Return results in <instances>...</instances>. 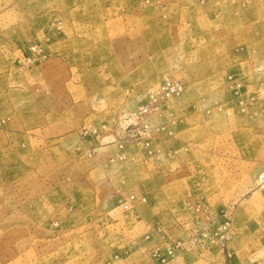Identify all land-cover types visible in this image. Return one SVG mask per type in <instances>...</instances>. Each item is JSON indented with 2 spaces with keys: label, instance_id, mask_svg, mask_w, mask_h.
Masks as SVG:
<instances>
[{
  "label": "rangeland",
  "instance_id": "obj_1",
  "mask_svg": "<svg viewBox=\"0 0 264 264\" xmlns=\"http://www.w3.org/2000/svg\"><path fill=\"white\" fill-rule=\"evenodd\" d=\"M0 264H264V0H0Z\"/></svg>",
  "mask_w": 264,
  "mask_h": 264
}]
</instances>
